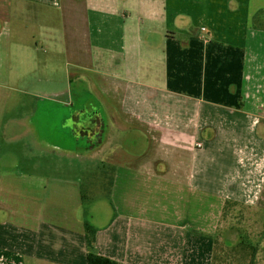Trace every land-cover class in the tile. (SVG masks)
Wrapping results in <instances>:
<instances>
[{
	"label": "crops",
	"instance_id": "crops-1",
	"mask_svg": "<svg viewBox=\"0 0 264 264\" xmlns=\"http://www.w3.org/2000/svg\"><path fill=\"white\" fill-rule=\"evenodd\" d=\"M80 72L108 202L85 213L61 162L0 170V264H88L86 220L119 264H213L226 204L264 192V0H0V141L31 134L10 104L66 107Z\"/></svg>",
	"mask_w": 264,
	"mask_h": 264
},
{
	"label": "rangeland",
	"instance_id": "rangeland-1",
	"mask_svg": "<svg viewBox=\"0 0 264 264\" xmlns=\"http://www.w3.org/2000/svg\"><path fill=\"white\" fill-rule=\"evenodd\" d=\"M54 12H51L52 16L58 14ZM52 55L53 47L45 46L40 59ZM67 70L69 71V66ZM39 74L41 75L42 71H39ZM86 77L88 76L85 73L80 72L79 77H74L71 84L67 80L66 107L63 103L59 106L38 98H34L33 108L24 106V109L20 107L17 110L10 104L7 112L17 113L21 117H26L28 111L33 112L34 117L28 123L31 134L20 135L23 131L21 127L17 133L9 137L4 136L0 141L1 155L4 157L8 155L7 161L12 165L0 168L4 174L15 178L17 175L24 177L32 170V163L45 161L52 165V174L57 175L63 168L58 169L53 165L56 166L59 162L66 165V175L58 176L82 181L81 187L85 191V213L94 206L106 205L108 202L106 177L109 178L106 172L91 168L90 165L96 160L92 161L91 156L85 154L90 145L89 135L92 132L90 122L96 119L97 111L100 110L99 115L102 114V120L107 123V114L90 91ZM70 93L73 94V101L69 99ZM63 117L66 118L65 125ZM8 139L10 141L7 142ZM45 142H49L50 145L47 147ZM54 145L61 148H54ZM19 186L23 188L26 184L20 183ZM14 203H19L18 198H15ZM214 238L216 244L213 264H250L253 254L256 264H264V192L257 203L226 205Z\"/></svg>",
	"mask_w": 264,
	"mask_h": 264
},
{
	"label": "trees",
	"instance_id": "trees-1",
	"mask_svg": "<svg viewBox=\"0 0 264 264\" xmlns=\"http://www.w3.org/2000/svg\"><path fill=\"white\" fill-rule=\"evenodd\" d=\"M228 204L229 203H227L226 205ZM84 225L86 231V242L89 250L88 264H119L112 259L100 256L94 252V245L96 242V235L98 230L93 225H91L90 222H88L87 220L85 221ZM252 256L253 257L250 264H256L254 254Z\"/></svg>",
	"mask_w": 264,
	"mask_h": 264
}]
</instances>
